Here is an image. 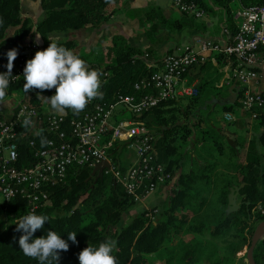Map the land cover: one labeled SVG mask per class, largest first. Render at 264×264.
<instances>
[{
    "label": "trees",
    "instance_id": "1",
    "mask_svg": "<svg viewBox=\"0 0 264 264\" xmlns=\"http://www.w3.org/2000/svg\"><path fill=\"white\" fill-rule=\"evenodd\" d=\"M115 1L41 0L43 18L34 26L30 18L22 16L20 0H0V73L5 72L3 66L7 64L8 50H18L13 64L25 57V45L32 41L34 28L43 49L55 41L59 46L72 50L88 67L102 69L100 64H90L89 55L77 51V43L73 40L51 38L65 32L100 28L110 18V14L106 15L104 11ZM236 1L238 0H181L182 3L195 4L205 15L215 16L218 12L221 16L218 23L220 30L223 27L233 30L231 5ZM239 1L244 6L264 4V0ZM146 15L151 18L152 12L148 11ZM187 23L193 25L195 20L190 18ZM171 25L167 29L173 31L175 28ZM184 26L186 25H181ZM11 31L13 34L9 37ZM110 50L114 61L103 69L111 70L113 76L104 87L100 101H110L118 93L136 94L133 85L154 71L147 70L144 65L146 59L153 60L155 57L152 49L140 50L122 41L119 47ZM218 62L222 63L221 59ZM206 65L190 71L189 81H199L198 94L189 99L185 109L179 107L177 102H162L140 117L132 118L144 122L155 136L158 161L166 166L173 177L169 187L174 186L167 208H157L159 219L149 220L142 210L131 222L120 226L125 206L135 203L110 178L102 176L95 181L96 175L92 177L90 169L80 170L67 177L62 184L49 189L50 206L37 213L47 216L48 220L42 229L34 233L33 239L53 230L69 244L68 251L60 252L58 264H79L78 253L83 248L88 244L98 246L106 239L116 241L112 254L117 264H231L236 260L237 247H249L256 225L264 221V214L256 209L261 203L264 210V170L260 168V158L255 146L249 144L246 164L240 163V149L236 150L228 144L222 128L210 125L197 134L196 141L188 142L190 128L182 122L190 107L194 109L193 113H200L209 106L208 103L224 99L228 93L229 86L219 88L216 85L220 82L222 73L214 79L208 75L202 77ZM23 84V78L15 84H9L5 100L12 94H18L28 104L39 107L44 102L43 96L55 94V89L25 92ZM203 98L205 101H202ZM237 105L238 100L233 105L224 104L220 107L224 112L234 113ZM211 106L212 103L209 107ZM258 124L264 127V118ZM166 127L170 129L163 130ZM174 141L187 147L183 152H178L172 144ZM198 145L202 147L199 150ZM236 145L241 148L237 141ZM188 151L191 154L196 152L191 158L192 166L186 172H174L175 168L183 169L190 161L191 154ZM220 157L226 160V165L222 168L231 177L216 176ZM233 158L235 161L232 162ZM120 169L125 171L123 167ZM218 179H221V183ZM234 180L236 186L242 183L244 186L238 195L239 210L228 215L227 198ZM164 188L167 187L160 189ZM209 193L216 196L215 206L207 198ZM26 214L27 206L21 198L8 203L0 202V264H39L38 260L25 256L19 248L18 240L23 233L16 231V223ZM72 232L76 233L75 244L67 238ZM193 234L200 238H192L188 242L180 240V235ZM205 234H208L209 239ZM229 238L235 241L230 242L227 240ZM221 243L228 245L230 256L220 257ZM253 259L256 264H264V239L257 243Z\"/></svg>",
    "mask_w": 264,
    "mask_h": 264
},
{
    "label": "built area",
    "instance_id": "2",
    "mask_svg": "<svg viewBox=\"0 0 264 264\" xmlns=\"http://www.w3.org/2000/svg\"><path fill=\"white\" fill-rule=\"evenodd\" d=\"M237 2L239 6L231 10L233 30L223 27L217 39L195 36L190 45H175L159 60L146 59L145 68L154 71L133 85L136 94L118 93L110 101L95 98L79 113L70 109L62 113L46 111L42 108L47 104L45 100L37 107L28 104L24 97L12 94L13 104L0 112L2 202L21 198L26 203L27 214H37L50 206L49 189L80 170L92 172L106 162L102 176L110 178L136 205L142 204L145 217L154 220L159 210L148 209L143 202L160 188L169 186L173 177L158 161L155 136L144 122L132 118L140 117L162 102L178 103L195 98L199 81L190 82L188 76L192 69L206 64L222 66L224 78L219 88L231 82L244 87L237 98L243 114L256 123L264 118V93L246 87L249 82L257 81L259 70L264 68V57L260 56L264 47V4L244 6ZM173 4L180 13L195 20L205 15L195 4L181 0H174ZM38 50H44L40 44L26 43L25 57L14 64L10 84L23 78L26 61ZM3 68L6 72V64ZM89 68L100 73L102 93L113 72ZM125 113L131 116L124 117ZM26 118L32 121L28 126L24 125ZM224 119L232 121V114L225 113ZM122 146L133 152V160L127 167L112 159ZM256 209L264 214L261 206Z\"/></svg>",
    "mask_w": 264,
    "mask_h": 264
},
{
    "label": "clouds",
    "instance_id": "3",
    "mask_svg": "<svg viewBox=\"0 0 264 264\" xmlns=\"http://www.w3.org/2000/svg\"><path fill=\"white\" fill-rule=\"evenodd\" d=\"M17 55L18 50L15 48L6 53L7 71L0 73V103L5 102L6 90L12 78L13 62ZM23 79L25 92L33 89L41 92L55 89L54 95L43 98L56 112L62 113L70 109L73 113H79L91 100L102 98L100 73L90 69L77 54L59 46L55 41L50 42L44 50L36 51L34 56L26 61ZM31 123L30 118L24 120L25 126ZM47 220V216L34 212L20 217L16 223V231L23 234L19 237L18 244L25 256L38 260L39 264H58L60 252L69 249L68 242L53 230L33 239L34 233L42 229ZM67 238L72 243H77L75 232L69 233ZM115 246L116 241L112 239H106L98 246L88 244L78 253L79 264H117L112 254Z\"/></svg>",
    "mask_w": 264,
    "mask_h": 264
},
{
    "label": "crops",
    "instance_id": "4",
    "mask_svg": "<svg viewBox=\"0 0 264 264\" xmlns=\"http://www.w3.org/2000/svg\"><path fill=\"white\" fill-rule=\"evenodd\" d=\"M147 1H150V0H116L115 1L116 4L112 5V8L115 10L114 14L108 13L107 9L104 11L106 15H109V14L111 15L109 20L98 29H93V30L87 29L86 33L87 34L91 33L92 36L94 35L98 36V39L100 41L99 43L101 45L106 44L108 37L114 36L118 38L117 39L113 37L114 40L116 41L122 40L123 42H126L127 45L131 47H134L140 50L152 49L156 55L155 56L156 60L161 59L165 54H167L172 49L173 46L178 45L181 41L192 40V38H194L195 36H200L204 38H216V39L220 38L221 36L220 25H218L215 35H212L210 37H207V36L205 37V33L207 32L209 26L213 24L208 25L203 22L200 23L201 21H196L194 18L193 19L195 20V23L193 25L188 24L187 22L191 17L185 16L182 13H180L174 6L173 1L171 0H169V2L172 3V4L170 3V5H161V4H158L156 0H152V4H153L152 9L149 10L152 12V17L150 18L152 24L146 23L145 19L143 21L144 24L139 23L137 19H133V20L128 19V22L127 20H125L123 23H121L122 21L119 20L117 23H113L114 20H116V17L118 16L117 14L119 13L117 12L118 9L120 10L122 7H125L126 8L125 10H127L126 13H128L130 9H142L141 7L145 6ZM40 2L41 0H20V8H21L22 16L30 18L34 26L39 21H41V19L43 18V11L41 9ZM116 6H117V9L114 8ZM174 11L177 12V15L173 17L172 13ZM147 12L148 11H141V13H144L145 16H147L146 15ZM160 20H162L161 23L163 24L160 23ZM119 24L120 26L123 25V30L121 31H119V28H118ZM170 24H172L171 25L172 28H175L173 29V31H170L167 29L168 25ZM183 24L186 26L181 27V25ZM109 27H112V28L110 29ZM80 31L82 30L65 32V33L60 34L58 37L57 36L52 37L51 40H58V39H64V38L72 39L73 33L77 34V32H80ZM33 32L34 33H33V37L31 40L40 44L41 41H40L38 34L35 32V28ZM12 34H13V31L9 33V37H11ZM260 56L264 57V47L260 50ZM211 67H219L220 71L222 69V66L220 64L217 66H214L213 64H211ZM220 73L223 74L222 71ZM223 76L224 74L222 75L221 80L224 78ZM221 83L223 82H219L218 84H216L217 87ZM233 84H236V86L239 87V92L241 89L244 88L237 82H231L229 87ZM246 87L253 92L264 93V68L259 70V78L257 79V81L249 82ZM227 97H228V93L225 98ZM9 108H10V105L6 109L5 107L4 108L1 107V104H0V112H5ZM225 113H230V112H225ZM237 113H240V114L238 115ZM230 114H232V121H230L231 123H234L235 121L237 123L239 120H244V121L248 120V116L246 114H243L239 109H237V107L235 109V112L230 113ZM222 130L225 132L224 134L227 136V138L233 141L234 147L233 146L231 147L235 148L236 150L240 149L238 162L240 163L242 162L246 164L245 161H246V155L248 152L249 144H253L255 146L257 155L260 158V168L261 170H264V127L263 126H260L256 122L250 121L245 131L242 129H235V131L233 132L232 131L227 132L225 129H222ZM236 141L237 143L240 144L241 148L236 145ZM118 154H121V150L117 152V155ZM117 160H119V158ZM119 161H120V164L124 167H127L130 164V162H132V160L131 161L130 160L129 161L119 160ZM233 161H235L234 158L232 162ZM191 166H192V161L190 160L187 162V164L185 165L183 169L178 170L177 168H175V170L178 172L179 171L186 172L189 170V167ZM233 184L234 186H236L235 180L233 181ZM217 188L219 189V185L217 186ZM259 189H261V186L259 187ZM163 192H165V190ZM214 197L215 196H212V198ZM236 203L238 205L240 204L239 196L237 197ZM260 206H261V203H259L256 206V208ZM205 236L207 239H209L208 234H205ZM192 238L199 239L200 236L193 234ZM245 248L246 247L239 250L240 252L239 254H241L242 256L245 253ZM244 262L246 263V258L244 259ZM240 264H244V263H240Z\"/></svg>",
    "mask_w": 264,
    "mask_h": 264
},
{
    "label": "rangeland",
    "instance_id": "5",
    "mask_svg": "<svg viewBox=\"0 0 264 264\" xmlns=\"http://www.w3.org/2000/svg\"><path fill=\"white\" fill-rule=\"evenodd\" d=\"M156 1L158 4H161V5H170V3H171V2H169V0H156ZM115 4L116 3L114 2L107 8L108 13L114 14L115 10L112 8V5H115ZM152 5H153L152 0H150V1H147L145 6L141 7L142 9H130V11L128 13H126L127 12V10H125L126 8L122 7L120 10L119 9L117 10V12H119V13H117L118 16L116 17V20H114L113 23H117L119 20L122 21L121 23H123L125 20H127V22H128V19L129 20L130 19H132V20L137 19L139 21V23L144 24L143 21L145 19L146 23L152 24L150 18H147V16H145L144 13H141V11H149L150 9H152ZM238 6H239V2L236 1L235 3H233L231 5V10H235ZM114 8L117 9V6ZM216 13L217 14L215 16L208 14V15H204V17L202 19L196 20V21H201L200 23L203 22V23H206L208 25L213 24V25L209 26L207 32L205 33V37L206 36L210 37V36L216 34V30L218 28L217 26H218L219 20L221 18L219 13L218 12H216ZM117 14H115V15H117ZM176 15H177V12L174 11L172 13V16L174 17ZM120 24L118 27L119 31L123 30V25L120 26ZM109 28L111 29L112 27H109ZM86 30L87 29H84V30L82 29V31L77 32V34L73 33L71 40H73L74 42L77 43V47H76L77 51H79L83 54L89 55V63L90 64H100V65H102L101 67L103 69L104 67L111 64L114 61L113 60L114 59L113 53L110 52L111 51L110 48L119 47L122 44V40L116 41V40H114V38H117V37L112 36V37H108V39H107L108 43L106 42L105 45H103V44L101 45L99 43L100 41L98 39V36H96V35L92 36L91 33L87 34ZM64 39H69V38H64ZM112 39L114 40V42ZM115 42H116V44H115ZM125 44L127 45L126 42H125ZM190 44H191V40H187V41L184 40V41H181L178 45L184 46V45H190ZM154 56H156V55L154 54ZM153 59H155V57ZM220 72L221 71H220L219 67H211L210 65H206V68L202 73L203 74L202 77L208 75L211 79H214V78H216V76L218 74H220ZM202 101H205V98H203ZM13 102H14V99L10 95L9 97H7L5 102H3L1 104V107H3V108L5 107L7 109V107H9V105H12ZM211 103H212V106L209 107ZM211 103H208L209 106L206 107L204 110H202L200 113L198 111L193 113L194 109L192 107H190L189 111L187 113V116L185 118H183L182 122L183 123L185 122L186 126L188 128H190V132H189L190 135L187 139L188 142H193L195 140V137L197 136V134H199V132H201V130H204V129L206 130L210 125L214 126L216 128L225 129L227 132H231V131L233 132V131H235V129H242L245 131L246 127L249 125V123L251 121L249 118L246 121L239 120L237 123H236V121L234 123L226 121L224 119L225 112L222 110V108L218 105L215 106L213 102H211ZM177 104L182 109H185L189 104V99H183V100L179 101ZM42 108L46 111L47 110L53 111L51 108L49 109V105H47L45 103L43 104ZM237 109H239V105H237ZM237 114L239 115L240 113H237ZM130 116H131L130 113L124 114V117H130ZM172 144L175 145V148L178 149V152H183L185 150V148L187 147L186 143L184 144V145H186L185 147L180 146V143L178 145L177 143H175V141ZM191 146H192V143H191ZM205 146H207V145H205ZM201 148L202 147L200 145H198V150ZM195 153H196L195 151L193 152V154L190 153L191 154L190 155L191 161H192L191 158L194 157ZM198 154H199V152H198ZM118 158L121 161H129V160L131 161V160H133V152L126 150V149H122L121 154H118V155L115 154L112 156L113 160H116ZM195 158H193V160ZM225 162H226V160L224 158L220 157V161L218 162V168L216 170V176L231 177L230 174L226 175V173H225L226 170H224L222 168L224 165H226ZM174 172L177 173L178 171L174 170ZM218 180L221 183V179H218ZM173 186H170V187L168 186L166 189H164L165 192H163L164 190L162 191L161 189H159L156 193L148 196L143 202L145 207H147L148 209H150L152 207L158 208L159 210L160 209H166L168 206V203H169V196H171V194H172ZM212 196L213 195H211V193H209L207 195V198L208 199L210 198L211 202L215 206L216 201H214V198H212ZM0 202H2L1 196H0ZM143 209H144V207L142 204L136 205V204L128 203V205H126L124 210H123L122 221L120 223V226L126 225L129 222H131L140 212H142ZM158 219H159V215H156L154 217V221H156ZM179 237H180V240H182V242H188V241L192 240V235H182V237L180 235ZM227 240H229L230 242L235 241L232 238H229ZM219 248H220L219 249L220 250L219 251L220 257L222 256V257L226 258L227 256H230L229 249L227 250V248H228L227 244L221 243ZM240 249H242V248L237 247L235 249V251H238L235 253L236 260H235V262H232L231 264H240V263L247 264L244 262L247 247L245 248V253L243 256L241 254H239ZM239 256H241V257H239Z\"/></svg>",
    "mask_w": 264,
    "mask_h": 264
},
{
    "label": "water",
    "instance_id": "6",
    "mask_svg": "<svg viewBox=\"0 0 264 264\" xmlns=\"http://www.w3.org/2000/svg\"><path fill=\"white\" fill-rule=\"evenodd\" d=\"M239 92V87L236 86V84L231 85L228 88V97L221 99L219 101H215L214 105H224V104H229L233 105L237 101V95ZM164 129H170L169 127L163 128ZM227 142L230 146L234 147V143L231 139L227 138ZM107 167V163L104 162L102 166L97 165L92 173L91 176L94 177L95 175V181L98 180L99 178H102V171L103 168ZM97 173V174H96ZM244 186V184H240L239 186H233L229 189V194H228V202H227V208H226V214H232L236 213L239 210V205L236 203L237 197L239 195V192L241 188ZM264 239V221L259 223L255 230L254 233L251 237L250 245L246 250V263L247 264H256L254 259H253V251L257 245V243L261 240Z\"/></svg>",
    "mask_w": 264,
    "mask_h": 264
}]
</instances>
